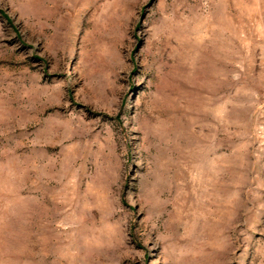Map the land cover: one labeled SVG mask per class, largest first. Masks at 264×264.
Here are the masks:
<instances>
[{"label": "rangeland", "instance_id": "374dc122", "mask_svg": "<svg viewBox=\"0 0 264 264\" xmlns=\"http://www.w3.org/2000/svg\"><path fill=\"white\" fill-rule=\"evenodd\" d=\"M0 264H264V0H0Z\"/></svg>", "mask_w": 264, "mask_h": 264}]
</instances>
